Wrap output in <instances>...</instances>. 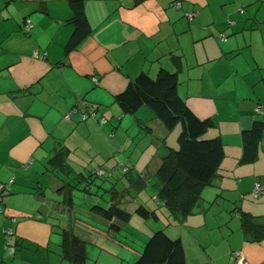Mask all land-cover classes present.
<instances>
[{"label": "crops", "instance_id": "0c3cea01", "mask_svg": "<svg viewBox=\"0 0 264 264\" xmlns=\"http://www.w3.org/2000/svg\"><path fill=\"white\" fill-rule=\"evenodd\" d=\"M84 12L90 33L66 54L69 0H0V182L6 184L0 264H71L62 257L64 228L86 240L94 264L100 255L132 264L156 229L181 240L187 264H242L238 256L243 264H264V237L248 240L239 216L264 220V0H84ZM160 68L176 71L178 94L195 115L212 120L207 135L220 137L224 157L196 212L177 221L162 206L159 219L132 211L110 232L86 205L66 207L50 159L63 146L74 172L100 166L113 174L120 168L129 178L155 176L176 145L174 130L147 107L124 114L115 96L140 72L154 77ZM90 107L95 118L83 120L80 110ZM255 119L262 122L258 156L243 163L242 132ZM255 182L258 198L251 194ZM147 183L141 189L148 197ZM141 189L128 190L131 204L155 208L151 197L152 203L139 196ZM78 202L103 204L88 195ZM8 227L12 256L4 249Z\"/></svg>", "mask_w": 264, "mask_h": 264}, {"label": "trees", "instance_id": "16d2710c", "mask_svg": "<svg viewBox=\"0 0 264 264\" xmlns=\"http://www.w3.org/2000/svg\"><path fill=\"white\" fill-rule=\"evenodd\" d=\"M69 6L72 15L68 23L72 25L73 31L64 46L66 54L74 50L90 33V25L84 12V0H69ZM173 63L177 71L180 65L179 57H174ZM176 71L160 68L154 77L140 72L115 96V102L124 114H134L141 107H147L168 131L177 132L175 147L167 149L155 172L157 191L150 197L156 203V207L148 208L144 204L135 207L134 212L142 219H159L157 211L161 206L164 208L163 211L171 213L177 221L196 212L202 198V190L213 182L224 157L220 137L207 135L213 126L212 120L195 115L178 94ZM81 111L85 112L86 118L96 116L93 107L86 110L82 108ZM261 135L262 122L256 119L249 129L242 132L243 163H252L256 160ZM50 161L54 162L58 170L52 173L61 181L57 191L62 194V202L68 209H73L79 204L86 205L85 212L102 218L110 232L119 231L121 225L129 220L131 213L123 203L132 201L133 198L122 201L128 195L129 188L128 186L121 190L117 188L119 177L113 174V168L95 166L83 172H74L66 161V149L63 146L58 147ZM122 166L128 167L126 164ZM99 170L102 173H99ZM58 172L70 175L69 179L59 177ZM122 173L126 175L127 172ZM129 180L136 191L148 182L147 179L138 176ZM78 192H81L79 196H94L103 204L77 203ZM239 213L241 228L246 238L250 241L261 240L264 237V220L247 212ZM61 238L62 257L71 264H85L86 240L78 237L71 229L65 228L61 231ZM4 249L7 251L5 247ZM132 264L187 263L181 240L171 238L163 229H156L147 237Z\"/></svg>", "mask_w": 264, "mask_h": 264}, {"label": "rangeland", "instance_id": "374dc122", "mask_svg": "<svg viewBox=\"0 0 264 264\" xmlns=\"http://www.w3.org/2000/svg\"><path fill=\"white\" fill-rule=\"evenodd\" d=\"M176 134H177V132H176V130H174L173 131V133H172V135H171V137H170V141H176ZM118 177H119V182H118V184H117V186L118 187H123V185L124 186H128V188H129V192H130V194H133V192L134 191H136L135 189H134V185H132L131 183H132V181H130L129 180V178L128 177H126L125 175H122L123 173H122V171L119 169L118 170ZM149 183V184H148ZM148 188L146 189V192L148 193V197H147V195L143 192V190L144 189H141V191H140V197L142 198V199H146V200H148L150 203H152V201L150 200V195L152 194V193H154V192H156L157 191V188H155V185H156V183H157V179H156V177L155 176H153V177H151L150 179H148ZM212 188V187H211ZM213 189V188H212ZM81 192H78L77 194L79 195ZM213 193H216V195H218V194H220L219 193V191L217 192V190L215 191H213ZM130 194H128V195H126V197H125V199L127 200H131L132 198L129 196ZM203 195H201V197H202ZM221 195H219V197H220ZM204 197V196H203ZM222 197H224V195H222ZM205 199V198H204ZM123 205H125V207L127 208V210L130 212V213H132V211H134V208L136 207L134 204H131V201H127V202H124L123 203ZM142 220V219H141ZM143 245V244H142ZM142 245H141V247H142ZM90 249V248H89ZM10 253V252H9ZM7 255H9V256H12L13 254H8V253H6ZM102 254H104V253H102ZM91 257V258H90ZM95 257L96 256H88V254H87V260H86V263L85 264H94L93 262L95 261ZM98 259V258H97ZM107 260H113V262H119V263H121V264H126L127 263V260H120V258L118 259L117 258V260H115V259H111V258H109L107 255H100V257H99V259H98V264H100V263H103V262H105V261H107ZM130 263V262H129Z\"/></svg>", "mask_w": 264, "mask_h": 264}, {"label": "built area", "instance_id": "2783aa9c", "mask_svg": "<svg viewBox=\"0 0 264 264\" xmlns=\"http://www.w3.org/2000/svg\"><path fill=\"white\" fill-rule=\"evenodd\" d=\"M174 5H175L176 7H179L180 3H179V2H176ZM185 15H186L189 19H191V18L194 16V13H192V12H185ZM24 26H25V29H26V30H28V29L30 28V25L28 24V22H27ZM220 39H221V40H226V37H225L224 35H220ZM39 57H43V55H39ZM81 110H82V109H81ZM257 112L262 113V108H261V106H258V108H257ZM81 117H82V119H85V118H86V114H85V112L81 111ZM30 162H31V160H29V161L25 164V166H28V165L30 164ZM98 172H99V173H102L101 170H99ZM9 182H12V179H10ZM5 189H6V185L0 182V203H1V200H2V194H3V192H4ZM260 192H261V189H260V183H259V182H255L251 194H252V196H253L254 198H258V197L260 196ZM0 210H1V209H0ZM4 235H5V237H4V247H5V248L7 249V251L10 252V253L15 252V247H14V245H12V243H11V241H10V239H11V237H12V235H13V230H12V228H10V227H9V228H6V229L4 230ZM238 258H239L240 263L243 264V263H244V261L242 260L243 258H241L240 256H238Z\"/></svg>", "mask_w": 264, "mask_h": 264}]
</instances>
